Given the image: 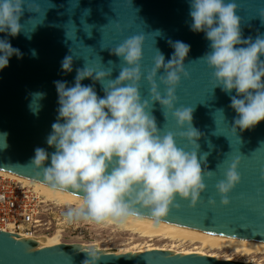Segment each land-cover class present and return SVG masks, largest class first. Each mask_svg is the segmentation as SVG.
<instances>
[{"label":"water","instance_id":"1","mask_svg":"<svg viewBox=\"0 0 264 264\" xmlns=\"http://www.w3.org/2000/svg\"><path fill=\"white\" fill-rule=\"evenodd\" d=\"M235 2L239 6L237 15L241 17L243 36L255 39L264 34V17H261L264 0ZM39 4L38 12L25 8L20 20L31 38L24 31L8 37L13 47L24 55L22 59L13 56L9 66L0 71V132L8 133V146L0 147V168L49 184L37 175L31 160L37 147L49 153L55 151L47 144L58 115L54 82L64 80L74 84L77 70L86 66L97 71L113 69L111 79H115L124 65L111 53V48L136 34L146 36L142 60L146 76L158 49L168 60L174 51L168 41H183L191 46L186 59L190 77L183 78L178 86L177 106L194 108L192 123L201 132L198 154L208 153L204 177L208 187L195 205L177 196L169 213L158 219L264 241V121L244 131L236 132L232 128L237 113L230 107L231 96L215 87L212 70L205 60L199 59L210 50V42L203 32L190 29L188 0H39ZM156 30L161 31L160 36L152 33ZM5 35L0 33V37ZM69 55L74 60L73 70L66 73L61 62ZM83 83H95L97 93L104 95L99 82L86 78ZM150 87L146 79L141 82L143 97L150 98ZM161 92L166 95L162 84ZM36 93L44 95L40 97ZM152 114L165 133H177L180 147L192 150V145L179 136V126L169 109L157 101ZM237 156L241 157L242 180L229 194L230 203L225 205L215 185L224 178ZM207 170L213 171L211 177ZM210 198L216 203H210ZM142 213L151 217L147 209ZM35 243L30 241L31 245ZM95 254L98 264H240L235 260L168 254L160 250L136 255ZM86 258L87 251L62 244L58 248L29 251L21 240L0 230V264H83Z\"/></svg>","mask_w":264,"mask_h":264},{"label":"clouds","instance_id":"2","mask_svg":"<svg viewBox=\"0 0 264 264\" xmlns=\"http://www.w3.org/2000/svg\"><path fill=\"white\" fill-rule=\"evenodd\" d=\"M188 3L190 29L203 32L210 42V50L199 59L212 70L215 87L231 96L230 107L237 113L232 128L237 132L255 127L264 121V34L255 39L243 36L235 0ZM25 8L38 12L39 0H0V33L6 34L0 37V71L9 66L13 56L23 58L24 53L13 47L8 37L24 31L20 20ZM152 33L161 35L160 30ZM25 35L31 38L28 32ZM145 40L144 34H136L111 48L124 65L115 79H111L113 69L97 71L86 66L77 70L74 84L54 82L58 115L47 144L55 151L37 147L31 165L53 188L79 193L80 203L65 214L69 220L111 219L122 223L143 214L144 209L158 219L169 213L177 196L195 205L207 190L204 177L208 153L198 154L201 132L192 123L194 108L177 106L178 86L183 78L190 77L186 59L191 46L169 40L174 49L171 59L166 60L157 48L153 66L145 76ZM32 55H36L35 50ZM73 62L71 55L66 56L62 70L71 72ZM86 78L99 82L104 95L97 93L95 83L85 85ZM144 79L151 86L150 98L141 93ZM161 84L166 95L161 92ZM35 95L43 97L44 93ZM157 101L172 112L178 134L192 145L191 151L178 145L176 132L165 133L158 127L152 114ZM7 135L0 132V147L8 146ZM240 164L241 157L237 156L215 185L225 205L242 180ZM207 173L211 177L213 171ZM210 203L215 204V199L210 198ZM87 252L83 264H98L96 254Z\"/></svg>","mask_w":264,"mask_h":264},{"label":"bare ground","instance_id":"3","mask_svg":"<svg viewBox=\"0 0 264 264\" xmlns=\"http://www.w3.org/2000/svg\"><path fill=\"white\" fill-rule=\"evenodd\" d=\"M0 174H5L34 185L43 195L45 201H48L49 203H54L57 206L59 205L63 207H68V206L75 207L77 204L80 203V195L75 194L73 192L67 190H59L53 188L49 184L1 168H0ZM104 222L117 225L122 230H129L139 233L141 236L150 237V236L164 235L172 239L191 240L193 242H199L203 246L210 248H231L239 253H243L247 255L253 253L264 254V241L169 223L145 215L129 217L127 218V220H125L122 223L113 221L111 219L106 220ZM17 236H18L17 239L23 242L24 248L29 251L39 250L47 247L58 248V246L61 244L60 239L56 238L58 237V235L54 236L52 239H50V237H44L42 239H40L39 237L31 238L25 234L17 235ZM31 240H35L36 244L31 245L30 244ZM83 247L84 246H77L76 248H74V250L92 251L95 253H112L107 251L99 252L97 250L94 251V250H89L87 248L83 249ZM151 250L163 251V248L146 246L136 251L120 250L117 253L114 252V254L136 255ZM172 252H173L172 254H177V255L197 254V255L210 256L218 259L216 254H208L202 250H194V251L182 250V251H172ZM219 259L230 260V258L228 257L219 258ZM246 261L249 262V260ZM254 264H264V262H255Z\"/></svg>","mask_w":264,"mask_h":264},{"label":"rangeland","instance_id":"4","mask_svg":"<svg viewBox=\"0 0 264 264\" xmlns=\"http://www.w3.org/2000/svg\"><path fill=\"white\" fill-rule=\"evenodd\" d=\"M59 207L64 211L61 212L59 217L57 214H51V217H53L52 215L55 216L52 219L53 228L51 233L39 238L50 237L52 239L58 235L56 238L60 239L61 244L68 248L84 246L83 249L117 253L120 250L136 251L146 246H152L163 248V251L169 254H172V251L202 250L208 254H216L218 259L228 257L230 260L244 263L252 262V264L264 262V254L261 253L247 255L231 248H210L203 246L199 242L172 239L164 235L141 236L139 233L122 230L117 225L104 221L96 222L95 220L84 218L69 220L65 214L72 206ZM246 260H249V262Z\"/></svg>","mask_w":264,"mask_h":264},{"label":"built area","instance_id":"5","mask_svg":"<svg viewBox=\"0 0 264 264\" xmlns=\"http://www.w3.org/2000/svg\"><path fill=\"white\" fill-rule=\"evenodd\" d=\"M62 211L54 203L45 201L34 185L0 174V230L16 238L22 234L42 237L51 233L52 219Z\"/></svg>","mask_w":264,"mask_h":264},{"label":"trees","instance_id":"6","mask_svg":"<svg viewBox=\"0 0 264 264\" xmlns=\"http://www.w3.org/2000/svg\"><path fill=\"white\" fill-rule=\"evenodd\" d=\"M240 264H252V263H247V262H239Z\"/></svg>","mask_w":264,"mask_h":264}]
</instances>
